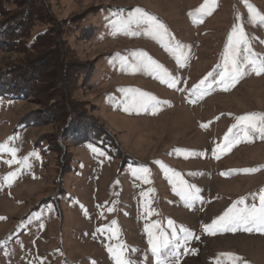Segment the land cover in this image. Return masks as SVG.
I'll return each mask as SVG.
<instances>
[{"label": "rangeland", "instance_id": "374dc122", "mask_svg": "<svg viewBox=\"0 0 264 264\" xmlns=\"http://www.w3.org/2000/svg\"><path fill=\"white\" fill-rule=\"evenodd\" d=\"M25 1L40 3L46 17L24 20L23 4L0 6L8 8L0 15V36H15L7 47L0 42V144L13 137L8 146L17 149V161L29 157V166L9 165L13 157L0 152V178L17 174L10 184L0 180V264H115L119 251L130 264H157L149 231L178 237L165 264H230L222 253L238 256L237 264H264V233L204 230L241 198L238 208H259L264 193V139L253 135L223 148L236 118L264 114V74L249 67L226 92L217 83L236 25L250 53L264 59V22H250L243 0H215L210 15L195 14L205 0ZM247 2L264 14V0ZM137 8L162 22L177 46L144 34H113L112 25ZM44 18L69 24L61 38L74 52L67 68L79 74L66 86V101L36 82L33 68L49 50L18 46L52 28ZM140 52L166 69L175 86L160 72L132 71L133 54ZM246 55L241 45L240 57ZM205 77L203 96L200 90L191 95ZM128 89L160 103L125 111L131 94L121 90ZM179 181L198 189L199 199L177 195Z\"/></svg>", "mask_w": 264, "mask_h": 264}, {"label": "snow or ice", "instance_id": "6c2138e0", "mask_svg": "<svg viewBox=\"0 0 264 264\" xmlns=\"http://www.w3.org/2000/svg\"><path fill=\"white\" fill-rule=\"evenodd\" d=\"M215 3V0H205V3L201 7L195 10V14L210 15L211 14V4ZM245 7L249 12V18L251 23H262L264 22V14H260L252 5L248 4L247 0H243ZM194 13H189L190 18ZM257 17L259 19H257ZM237 19L239 17L237 16ZM113 34L123 32L124 34H144L156 40L158 43H162L166 48H175L177 45L169 37L168 31L162 22L158 21L154 16L146 13L145 11L137 8L131 12L126 18H121L112 25ZM165 40H168L169 43H164ZM244 45L245 51L249 52V55L240 57V47ZM133 56L136 58L137 63L133 66L132 71H143V72H160L164 76H167V83L169 87H174L176 80L175 78L167 73V70L164 69L161 65L157 64L146 53H134ZM224 72L220 75V79L217 82L222 86L223 91H228L230 87L235 86V84L246 74H248V68L251 67L252 72L256 75L264 74V59L255 57L254 54L250 53L246 34L239 25H236L233 29V33L230 34L228 38V43L225 47L224 53ZM177 63L180 64V60L177 58ZM212 76V73L208 74ZM160 78V77H158ZM208 77H205L204 80H201L199 84L195 85L192 89L191 95H197V90L199 95L202 97L206 89L203 88L205 81ZM165 80L161 78V83H164ZM211 87V84L208 85ZM130 93L131 95L127 98L126 102L129 104V107L125 108V111L129 110H139L141 108L147 109L149 107H155L160 103L155 97L150 96L145 93H140L131 89L121 90ZM194 102V101H193ZM202 127H207V125H202ZM253 135H258L259 138L264 139V114L262 113H248L241 117L236 118V123L233 124L229 129L228 133L224 136V145L223 148L226 150H231V148L244 141H249L250 137ZM15 138L10 137L8 141H5L3 144H0V152L9 153L13 159L5 161L9 165L12 163H21L25 166H29V157H24L22 161H17L15 147H9V142L13 141ZM89 148L94 154L103 156L104 153L96 149L95 147L89 145ZM30 155H35L39 159L38 154L32 153ZM219 156H217V159ZM159 164V162H156ZM160 167L164 166L160 164ZM259 169H244L245 173L258 171ZM141 172L147 174L148 169L144 168L140 170ZM16 172H10L7 175L0 178L5 183L10 184L12 180L16 177ZM221 175H225L221 173ZM146 179V176L143 177ZM181 188L177 191V195H180L182 199L186 201L199 199L198 189L193 188V186L185 185L183 181H179ZM260 206L257 208L254 204L251 207L238 208L237 205L244 204V199L236 201L232 207L227 209L223 215L214 219L211 225L204 226V230L207 232L211 230V234H216L217 231H232L235 232L238 228H241L244 231L251 232L253 230L257 232L264 233V193L259 196ZM112 211L111 208L108 209ZM169 225H172V221H168ZM115 222H113V225ZM156 225H153L155 228ZM147 230V229H146ZM98 231H100L98 229ZM181 232H187L186 229L181 228ZM178 237L176 233L173 232L171 240L165 235L163 231L159 232L158 235H153L149 231V245L152 253L158 257L157 264H165V260L169 255L174 256L176 254L175 249L179 246L175 244ZM186 239V237H185ZM121 249L122 245L119 246ZM109 252L113 253V249L109 248ZM222 256H225L230 264H237L240 258L231 253H222ZM115 264H130V261L126 260L123 257V251L116 252L114 254ZM168 264H172L171 261H168Z\"/></svg>", "mask_w": 264, "mask_h": 264}, {"label": "trees", "instance_id": "16d2710c", "mask_svg": "<svg viewBox=\"0 0 264 264\" xmlns=\"http://www.w3.org/2000/svg\"><path fill=\"white\" fill-rule=\"evenodd\" d=\"M2 1H8V2L11 1L14 4H23L24 6H26L28 10L27 9L23 10V14L27 15L24 20L31 18V16L28 17V15H33L35 17V20H40L43 17H46V16H43V14L45 13H43L42 10L40 9V3L36 4L35 2L32 3V1L31 2L28 1L27 5H25L24 4L26 2L25 0H0V6L4 5ZM7 10L8 8L0 7V15L5 16L8 12ZM47 15L50 16L49 14ZM45 19L47 18H44V20ZM3 22L4 21H2V23ZM47 22L50 24L51 23L53 24L51 29H47L43 33L36 35V37L29 44H28V40L31 37L27 36L28 40L26 39L23 42L20 41L18 43V46H20V49L22 48L21 50H24L26 52L31 51V50L33 51H37V50L48 51L49 50V53L43 57L45 61L42 62L43 59L39 60L41 61V63L37 61V64L35 65L36 67L34 66L33 68L35 71L37 69L36 82L44 83L47 89H52V91L56 90V92H58L59 94V97L60 98L64 97V101H66L69 95V92H68L69 89L66 86L71 85L75 81H77L78 79L77 74H79L76 71L73 72L72 69L74 67L72 69L67 68L68 62L66 63V60L69 56L72 57V55H74V52L70 49L67 42L61 38V35H63V33L65 34L66 28H68L69 24L67 25V27H65L64 25L62 27L61 23H56L54 19L53 20L47 19ZM18 29H21V28H18ZM10 32L11 31H8V32L6 31L4 32L5 34L4 36H0L1 38L0 42H4L6 44L4 46L6 47L7 45L10 44V42H13L12 40H14V37H15L14 35L10 34ZM5 38H7L8 40H6ZM40 64H42V66L37 67ZM71 70H72V73H71ZM48 71H52V72L50 73ZM11 90L12 89L8 90V93ZM10 93L12 95L16 94V95L21 96V92L19 91L16 92L12 90ZM70 112H74V110L70 108Z\"/></svg>", "mask_w": 264, "mask_h": 264}]
</instances>
